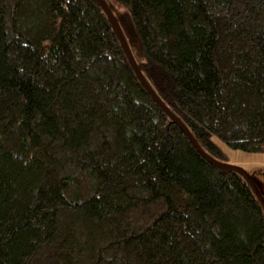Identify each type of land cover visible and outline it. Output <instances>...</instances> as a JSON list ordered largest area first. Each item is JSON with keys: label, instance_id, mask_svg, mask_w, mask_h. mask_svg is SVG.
<instances>
[{"label": "trees", "instance_id": "trees-1", "mask_svg": "<svg viewBox=\"0 0 264 264\" xmlns=\"http://www.w3.org/2000/svg\"><path fill=\"white\" fill-rule=\"evenodd\" d=\"M100 1L208 156L264 154V0ZM0 264H264L250 186L98 0H0Z\"/></svg>", "mask_w": 264, "mask_h": 264}, {"label": "water", "instance_id": "water-1", "mask_svg": "<svg viewBox=\"0 0 264 264\" xmlns=\"http://www.w3.org/2000/svg\"><path fill=\"white\" fill-rule=\"evenodd\" d=\"M101 8L103 9V12L106 14V16L110 19V21L112 22V24L115 27L116 33L118 35V38L124 48V51L126 53L127 59L130 63V65L132 66L136 76L138 77L139 81L142 83V85L145 87V89L149 92V94L152 96V98L160 105V107L167 113V115L176 123L180 126V128L184 131V133L186 134V136L188 137V139L190 140V142L192 143V145L196 148V150L203 156L205 157L209 162H211L213 165L217 166L218 168H222V169H227V170H232L236 173H238L242 178H244V180L247 182V184L250 186L251 190L253 191L255 197L257 198V200L259 201V203L261 204V206L263 207L264 210V199L261 196L260 192L257 190L255 184L253 183V181L251 180V178L248 176V174L246 172H244L241 168L230 165V164H223L213 158H211L210 156H208L195 142V140L193 139V137L191 136V134L188 132V130L168 111V109L161 103V101L157 98V96L155 95V93L152 91V89L150 88V86L147 84L146 80L144 79V77L142 76L140 70L138 69L135 60L133 58V55L131 53V50L128 46V44L125 41V38L122 34V31L120 29V27L117 24V21L115 20L114 16L112 15L111 11L109 10V8L100 0H98Z\"/></svg>", "mask_w": 264, "mask_h": 264}, {"label": "rangeland", "instance_id": "rangeland-1", "mask_svg": "<svg viewBox=\"0 0 264 264\" xmlns=\"http://www.w3.org/2000/svg\"><path fill=\"white\" fill-rule=\"evenodd\" d=\"M217 144L224 152L228 161L227 163L239 167L246 172L264 199V167H255L250 165V162L255 163L259 162L262 158L264 159V154H248L231 150L220 143Z\"/></svg>", "mask_w": 264, "mask_h": 264}, {"label": "crops", "instance_id": "crops-1", "mask_svg": "<svg viewBox=\"0 0 264 264\" xmlns=\"http://www.w3.org/2000/svg\"><path fill=\"white\" fill-rule=\"evenodd\" d=\"M264 157V155H263ZM251 166H255V167H264V159L262 158L261 160H259V162H250Z\"/></svg>", "mask_w": 264, "mask_h": 264}]
</instances>
